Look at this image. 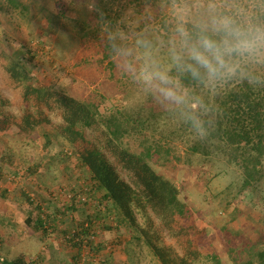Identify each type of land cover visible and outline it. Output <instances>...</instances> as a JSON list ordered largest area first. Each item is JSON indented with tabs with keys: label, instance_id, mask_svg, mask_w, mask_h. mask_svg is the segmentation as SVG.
I'll return each instance as SVG.
<instances>
[{
	"label": "rangeland",
	"instance_id": "obj_1",
	"mask_svg": "<svg viewBox=\"0 0 264 264\" xmlns=\"http://www.w3.org/2000/svg\"><path fill=\"white\" fill-rule=\"evenodd\" d=\"M103 1L107 4V13L115 21L108 20L100 29L98 22L101 21L95 17L97 13L104 14L100 0H42L36 9L46 7L64 14L62 21L66 28L63 29L69 30L54 36L45 33L47 22L43 17L41 25L36 26L21 21L18 15L0 4V42L9 45L21 59H26L38 82L64 88L93 109L97 108L112 132L120 135V140H124L131 150L150 151V164L177 184L182 198L193 209L195 221L207 231L201 240L203 254L195 264H216L213 254H218L223 264H264L256 253L264 245V168L258 166L251 170L250 177L218 150L208 146V152L202 147L200 151H194L191 147L199 138L189 127L183 129L178 123L162 121L155 131L142 129L140 132L137 129L135 123L140 120L132 114L149 104L147 96L119 73L111 56L104 59L105 44L101 36L103 27L111 22L113 27L132 24L139 28L144 18L141 6L145 0H125L126 5L120 0ZM117 124H121L119 129H116ZM44 132L41 130L35 140L39 146L37 152L39 155L50 152V155L42 156L34 173L29 169L34 161L29 160L34 158L31 149L28 148L25 155L18 147L14 148L10 160L8 146L13 147L16 140H0L1 184L15 200L16 211L23 218L32 211L31 206L37 212L34 209L36 202L44 205L42 211L56 214L61 220L56 224L57 235L63 241L65 230L74 231L80 222L78 217L82 219L79 211L85 207L79 205L75 210L70 206L85 197L83 190L90 175L79 162L58 155L60 150L72 152L69 145L63 146L59 137L54 138L48 151L44 147ZM9 133L14 134L13 130ZM53 155L61 158V171L50 163L49 158ZM59 157H56L57 161ZM66 164L71 166V171L64 169ZM27 196L34 197L32 205ZM73 215L77 218L74 222ZM104 231L107 229L97 230L96 242L112 247L100 256L108 264H159L149 249L134 239L127 226L122 227L121 238L114 240L105 237ZM52 244L51 249L63 245L60 241ZM63 250L67 251L66 248ZM62 254L70 256L68 252Z\"/></svg>",
	"mask_w": 264,
	"mask_h": 264
},
{
	"label": "trees",
	"instance_id": "obj_2",
	"mask_svg": "<svg viewBox=\"0 0 264 264\" xmlns=\"http://www.w3.org/2000/svg\"><path fill=\"white\" fill-rule=\"evenodd\" d=\"M41 1L0 0V4L2 8L7 7L11 13L18 15L21 21H29L36 26L41 25L43 17L47 22L45 33L49 35L68 31L63 29L66 27L63 25L62 11L55 12L46 7L36 9ZM120 1L126 5L125 0ZM100 2L104 20H101V12L95 17L101 21L98 22L101 29L108 20H115L107 13V4L103 0ZM157 4L158 0H145L142 3L144 18L149 10L155 13ZM144 18L139 27L143 26ZM103 53L106 55L104 59L110 56L105 46ZM201 95L204 93L201 92ZM147 102L148 105L132 114L140 120L135 123L139 131H155L154 128H158L162 121L178 123L183 129L188 128L178 116L163 112L148 96ZM211 102L218 106L214 129L207 139H198L191 149L197 152L202 147L204 152H208L209 146L212 150H218L230 163L244 169L248 175L258 166L264 168V89H252L246 84L233 85L212 98ZM117 126L116 129H119L121 124ZM11 130L14 134L9 133ZM41 130L45 131L44 147L48 151L54 138L59 137L63 146L69 145L72 152L60 150L58 155L79 162L90 175L83 190L85 201L80 199V204L70 206V209L73 207L75 210L79 205L87 208L86 215L82 219L78 217L80 222L73 233L68 228L65 230L68 246L75 251V259L82 262L86 259V264H108L100 258L107 249L106 244L97 241L91 252L84 255V239L99 229L111 230L112 224L121 226L127 223L134 239L146 246L159 264H195L200 260L203 254L201 240L207 231L195 221L193 209L182 198L177 184L157 172L150 164V151L131 150L124 144V135L122 142L120 135L112 132L97 108L93 109L64 88L38 82L26 59H21L9 45L0 42V134L3 133L0 140H16L13 147L8 146L10 160L16 147L25 155L28 148L32 150L30 154L34 158H29L34 160L29 168L31 173L38 170L42 156L50 155V152L40 155L37 152L39 146L35 140L39 138ZM59 156L49 158L58 170L61 166ZM56 157L60 159L57 161ZM47 166L51 168L49 164ZM64 169L71 171V166L66 164ZM1 180L0 172V184ZM0 193L3 197L9 196L1 185ZM27 200L30 205L34 203V197L27 196ZM35 205L37 212L30 207L36 214L31 211L27 215V225L37 234L46 235L56 231V224L61 221L58 216L42 211L38 202ZM73 217L74 222L77 218L75 215ZM86 242L94 244L92 239ZM256 253L264 263V245ZM212 257L216 264H223L218 254ZM3 264L27 262L23 256H17L10 261L4 260Z\"/></svg>",
	"mask_w": 264,
	"mask_h": 264
},
{
	"label": "clouds",
	"instance_id": "obj_3",
	"mask_svg": "<svg viewBox=\"0 0 264 264\" xmlns=\"http://www.w3.org/2000/svg\"><path fill=\"white\" fill-rule=\"evenodd\" d=\"M101 39L119 73L201 140L215 126L212 98L264 89V0H158L142 27L107 25Z\"/></svg>",
	"mask_w": 264,
	"mask_h": 264
},
{
	"label": "crops",
	"instance_id": "obj_4",
	"mask_svg": "<svg viewBox=\"0 0 264 264\" xmlns=\"http://www.w3.org/2000/svg\"><path fill=\"white\" fill-rule=\"evenodd\" d=\"M0 185L2 188V184ZM10 190L11 189H9V191ZM41 205L42 209L45 210L44 205L42 203ZM17 207L15 200L11 198L10 194L8 197H3L0 193V264H3V261L6 259L10 261L17 256H23L27 264H86V259L82 262V260L80 261L78 258H74L75 251L68 246V241L66 240L68 235L65 236L63 234L64 238L62 241L57 235L59 230L46 235L40 233L37 234L27 225V216L26 218H23V215L19 213V211H16ZM86 209L81 208V211L78 210L79 213H81L80 216L83 215L82 217H84L86 215ZM90 211L88 210V212ZM72 218L74 217L71 216V219ZM112 226V229L104 231L103 235L108 239L110 238L111 240H114L115 238H121V229L123 226H127V223H123L121 226L112 224ZM61 232L63 233V231ZM73 232L74 231L71 233ZM108 232L110 233L108 234ZM2 237H5L4 239L6 241H4ZM57 241H60V243L63 244L61 246L66 248L67 251L63 250L62 247H57L58 249L55 248L56 250L51 249L50 247L54 246L52 243H56ZM47 245L49 246V249H47ZM127 247L128 246H126V248ZM127 249L129 251V248ZM67 252L70 256L62 254ZM52 254H54V257Z\"/></svg>",
	"mask_w": 264,
	"mask_h": 264
},
{
	"label": "built area",
	"instance_id": "obj_5",
	"mask_svg": "<svg viewBox=\"0 0 264 264\" xmlns=\"http://www.w3.org/2000/svg\"><path fill=\"white\" fill-rule=\"evenodd\" d=\"M72 199V198H71ZM81 200L85 201V197H82ZM97 232V231H96ZM96 232L94 233V235L91 236V234L88 236V238H85L84 241H85V245H84V255L85 254H89V252H91V249L93 248V246L95 245V242L97 240V234ZM88 240H94V244L91 245V242L90 243H87L86 241ZM108 249L107 250H111V246L107 247Z\"/></svg>",
	"mask_w": 264,
	"mask_h": 264
}]
</instances>
